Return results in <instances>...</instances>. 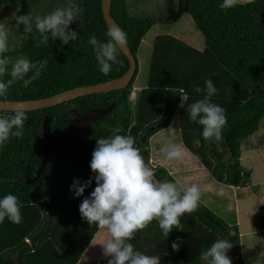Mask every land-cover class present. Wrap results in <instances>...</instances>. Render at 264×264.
Listing matches in <instances>:
<instances>
[{
  "label": "trees",
  "instance_id": "16d2710c",
  "mask_svg": "<svg viewBox=\"0 0 264 264\" xmlns=\"http://www.w3.org/2000/svg\"><path fill=\"white\" fill-rule=\"evenodd\" d=\"M17 2L18 14L30 13L35 17L64 7L69 0H0V6ZM71 2L77 6V12L69 28L78 34L67 45L58 38L53 40L49 33L48 44L38 47L40 34L34 24L31 33H25L23 25L19 29L15 27L19 41L8 47L4 55L22 54L33 63L47 60V65L27 88L23 81H18L0 100L35 101L117 77L127 70L129 60L118 50L117 59L122 63L112 64L111 71L104 75L99 70L93 46L88 43L93 35L103 42L108 39L101 0ZM221 3L222 0H183L174 18L188 12L202 34L203 45L196 47L170 33L156 34L146 80L137 90L134 103L130 92L138 64L127 85L26 109L28 119L22 137L10 136L0 146V199L12 194L22 205L20 223H12L7 217L0 223V264H11L9 258L16 250H19V264H107L106 258L80 262L99 227L82 219L79 205L96 187L95 174L90 168L96 141L113 135L116 128L121 135L133 136L136 147L144 148L149 159L150 136L176 115L183 145L213 179L233 186L248 183L251 170L240 163V145L242 139L258 129L264 115V0L239 3L229 9H221ZM109 7L115 23L127 34V46L136 56L153 21L130 12L127 0H110ZM9 78L6 75L0 79ZM207 79L218 89L211 101L226 110L227 124L219 142L205 141L202 126L192 122L187 113L190 104L203 99L202 93L193 91L194 86L203 88ZM90 109L107 111L91 119L59 151L63 129L76 114ZM12 115L13 110L0 109V117ZM45 119L49 149L42 162ZM153 170L156 180L177 183L166 166L156 164ZM74 178L81 182L93 178L83 196H76L71 189ZM48 216L51 219L47 231L36 237ZM180 219L184 236L180 237L183 243L179 251L171 248L177 238L137 251L159 256L161 264H205L201 254L216 240L227 239L224 228L231 239L232 264H247L241 255L235 218L227 220L199 200L197 209ZM191 219L199 221L206 231L191 234L188 222Z\"/></svg>",
  "mask_w": 264,
  "mask_h": 264
},
{
  "label": "clouds",
  "instance_id": "9594fccd",
  "mask_svg": "<svg viewBox=\"0 0 264 264\" xmlns=\"http://www.w3.org/2000/svg\"><path fill=\"white\" fill-rule=\"evenodd\" d=\"M243 2L252 3L253 0H222L219 7L229 9ZM18 11L17 9L12 13L15 27L19 29L23 25L24 32L31 33L34 24L40 34L38 47L48 44L49 33L53 40L58 38L65 45L77 39V31L69 28L76 20L77 12V6L71 0L66 6L56 8L44 16L33 17L30 13L20 15ZM106 36V42L98 40L95 35L88 40L93 46L99 70L104 75L111 71L112 64L122 63L117 59L118 50H123L127 45V34L118 26H109ZM8 40L9 29L4 21H0V78L10 76L6 81L0 79V97H5L8 89L18 81H23L27 88L47 65V60L33 63L25 57L13 60L5 56ZM29 73L32 75L28 76ZM132 90L137 92V88ZM193 91L202 93L203 99L188 106L190 120L202 126L205 141L219 142L222 139V129L227 124V117L226 110L211 101L218 94V89L211 79H207L203 88L197 85ZM13 112L14 115L10 117H0V146L10 136L20 138L23 135L24 122L28 119L26 109L18 106ZM119 133L120 129L116 128L113 135L97 139L90 161L96 187L90 196L82 200L79 212L89 225L96 224L100 229H106L109 238L101 246L103 256L111 257L108 264H161L159 256L138 252L129 241L153 220L157 221L166 238L173 228L183 231L180 217L197 209L200 188L195 183L180 187L168 180H156L154 170L145 163L136 147L135 138ZM160 151L167 160H182L185 149L182 145L167 144ZM92 179L81 182L74 178L71 186L74 194L83 196ZM21 206L15 195L8 194L0 199V223L6 217L12 223H20ZM182 243L177 238L172 242L171 248L179 251ZM231 248L232 244L228 239H218L201 254L200 259L205 264H232L228 255Z\"/></svg>",
  "mask_w": 264,
  "mask_h": 264
},
{
  "label": "rangeland",
  "instance_id": "374dc122",
  "mask_svg": "<svg viewBox=\"0 0 264 264\" xmlns=\"http://www.w3.org/2000/svg\"><path fill=\"white\" fill-rule=\"evenodd\" d=\"M17 5H19L18 2L16 4L5 3L0 6V21H4L9 29L8 47L12 46L14 43H16V41L18 42L20 38L19 32L15 28L14 19L12 18V13L15 11V7H17ZM182 5L183 0H127V6L130 12L140 16L141 18L150 19L153 21L152 26L143 36L137 51L136 56L139 70L135 78L136 84H143L146 80L148 59L150 56L153 39L156 34L170 33L189 42L192 45H195L196 47H202L203 37L199 29L196 27L192 16L188 12H183L178 18H174V14ZM7 57H10L13 60H15L17 57L27 58L22 54ZM10 67L11 66L9 65V68ZM101 112L104 113L106 110L92 109V111H84L80 115L76 114L75 117L66 125L60 135L59 151L62 150L63 146H65V144L74 135H76V133L81 131L84 126H86L88 121L99 116ZM260 121L261 124H263L264 115ZM260 127L258 130H260ZM42 133L44 140V151L42 158L43 162L49 149L47 120H44L43 122ZM179 134L180 132L177 117L174 115L171 124H168L165 127L157 130L153 135L150 136L148 148H150L153 155L150 162L153 163L154 166L156 164H161L164 166L167 165L169 168H173L175 170L180 166L184 167V165H188L190 168H192L190 172L193 175H196L198 174L197 167L202 166V164L195 156L190 155L192 156L191 158H193L192 161L189 162L187 159H185V163L182 161L181 165H179V163H176L175 160L165 159L164 154L160 151V148L167 144L182 145L186 151ZM247 138L241 140L242 148H245V146L249 144L250 140H255L254 135L250 138L248 136ZM259 140L261 142H258L257 145L260 146L261 150H252L244 155L242 160H240V163L245 169H252L250 183H252L253 187H257V189L259 187V190L256 188L252 190L256 191V197L258 198H260L261 194L263 195L264 193V136L259 137ZM202 168L206 173L203 172L204 176H202V173H199L198 175L199 177L201 176L203 180L199 178L196 179L192 176H181L178 172H176L174 175L177 177L178 181L183 184H180L181 187H187L193 183L197 184L200 188V201L211 208L216 214L227 220H231L233 218L236 219L234 205H236L235 203L237 202L238 197L242 195V192L245 188L243 189V187L241 188L240 186L221 184L217 180L213 179L203 166ZM253 183H257L259 185H253ZM257 202L259 203V200H257ZM258 219L260 220H258L259 225L264 223V218ZM188 222L191 234H197L201 231H206L205 226L199 221L191 219ZM172 233V237L167 238L164 240V242L175 239L176 237L179 238L184 236V233L180 232V230H178V233ZM94 237H96V235ZM91 245L95 253L102 252L101 245L98 248L95 247L94 242Z\"/></svg>",
  "mask_w": 264,
  "mask_h": 264
},
{
  "label": "crops",
  "instance_id": "0c3cea01",
  "mask_svg": "<svg viewBox=\"0 0 264 264\" xmlns=\"http://www.w3.org/2000/svg\"><path fill=\"white\" fill-rule=\"evenodd\" d=\"M140 87H142L141 83L140 84L134 83V88H137L138 90ZM171 122H172V119L170 120L169 124H171ZM259 127H260V130H258ZM258 129L253 132L254 134L249 135V138L253 135L255 136L254 141L250 140L249 144L246 145L245 148H242V145H240L241 146L240 160H242L243 156L252 150H257V149L258 151L261 150L260 146H258L257 143L261 142L259 140V137L264 136V122L263 124H261V121H260ZM186 151L184 152V158L182 160H175L176 163H179V165H181L182 161L185 163V159H187L189 162L193 160V158H191L192 156H190L192 154L187 149ZM152 157L153 155L149 148V160H151ZM202 166L197 167L198 169L197 173L198 174L202 173L203 174L202 176H204V173L206 172L202 168ZM166 167L172 173V175L174 176L175 180L177 181L179 185L181 183L178 181L177 177L174 175L176 172L180 173L181 176H192L196 179L197 178L202 179L201 176L199 177L198 174L193 175L190 172L192 168H190L188 165H184V167L180 166L176 170L173 168L172 169L169 168L167 165ZM251 175H252V169H251L250 179L248 183L246 185L240 186L241 188L243 187V189L244 188L245 189L242 192V195L238 197L237 202L235 203L236 205H234L235 206L234 210H235L236 221L239 227L240 249H241L242 257L244 258L247 264H264V236H263L264 223H262L261 225L258 224V220H259L258 218L260 219L264 218V206H263L264 193L263 195L261 194L260 198L256 197V191H252V190L254 188L257 189V187H253L252 183H250ZM255 184L257 183H253V185ZM257 190H259V187ZM257 200H259V203L257 202ZM172 232L178 233V229L173 228ZM172 232L169 234L167 238L172 237L173 235ZM180 232L184 233V230L183 231L180 230ZM157 236H159V238H156ZM106 238H109L106 229L99 228V230L97 231L96 237H94L92 243L94 242L95 247L98 248L101 244H103L104 240L105 241L107 240ZM145 238H147V240H145ZM167 238L163 235L162 230L159 228L157 221L153 220L145 229L138 231L135 234V238L129 242L133 244L134 250L137 251L146 246L162 243ZM101 258H106L107 264H108V259H111V257H104L102 252L95 253L91 245L89 246L85 254L82 255L80 262L82 263L91 262V261H95Z\"/></svg>",
  "mask_w": 264,
  "mask_h": 264
},
{
  "label": "water",
  "instance_id": "95a60500",
  "mask_svg": "<svg viewBox=\"0 0 264 264\" xmlns=\"http://www.w3.org/2000/svg\"><path fill=\"white\" fill-rule=\"evenodd\" d=\"M109 1L110 0H101V10H102L103 18H104L108 28H109V26H113V25L117 26V24L115 23L112 15L110 13ZM243 3H245V2H243ZM177 13L178 12L176 11V13L174 14V17L177 16ZM122 52L127 56L128 60H129V66L125 72H123L121 75H119L117 77L110 78L108 80H104V81H100V82H96V83H93V84H90L87 86H83V87H80V88L75 89V90H70L67 92H60L57 94H53L51 96H48V97H45V98H42L39 100H35V101L17 102L16 100H10V101L3 102L2 100H0V109L13 110L18 106L23 107L24 109H35V108L53 105V104H56V103L61 102L63 100H68V99H71V98H74L76 96H80L83 94L97 92V91L112 88V87L127 85L129 80L133 77V75L135 73V70H136L137 64H138V60H137V57L131 52V50L129 49V47L127 45L122 50ZM90 110L92 111V109H90ZM105 110L107 111V109H105ZM82 112H84V111H82ZM101 114H102V112L100 113V115ZM47 130H48V127H47ZM139 150L141 152L142 157L145 160V163H147L153 169L155 166L153 163H151L149 161V159H147L145 149L139 148ZM50 219H51V216H48L46 218L42 227L40 228V230L36 234V237L41 236L42 234H44L47 231ZM223 230L226 233L227 239L231 243V239H230L229 234L226 232V230L224 228H223ZM18 254H19V250H16L13 252L12 258H9V262L11 264H19ZM229 256L230 257L233 256L232 248L229 250Z\"/></svg>",
  "mask_w": 264,
  "mask_h": 264
},
{
  "label": "built area",
  "instance_id": "2783aa9c",
  "mask_svg": "<svg viewBox=\"0 0 264 264\" xmlns=\"http://www.w3.org/2000/svg\"><path fill=\"white\" fill-rule=\"evenodd\" d=\"M135 98H136V91L132 90L130 93V100H135Z\"/></svg>",
  "mask_w": 264,
  "mask_h": 264
}]
</instances>
